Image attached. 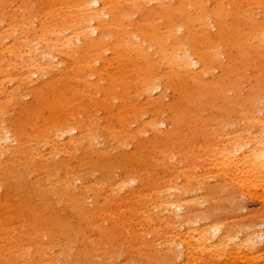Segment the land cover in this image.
I'll list each match as a JSON object with an SVG mask.
<instances>
[{
  "label": "bare ground",
  "instance_id": "obj_1",
  "mask_svg": "<svg viewBox=\"0 0 264 264\" xmlns=\"http://www.w3.org/2000/svg\"><path fill=\"white\" fill-rule=\"evenodd\" d=\"M263 70L264 0H0V264L253 252L246 227L200 225L264 179Z\"/></svg>",
  "mask_w": 264,
  "mask_h": 264
},
{
  "label": "rangeland",
  "instance_id": "obj_2",
  "mask_svg": "<svg viewBox=\"0 0 264 264\" xmlns=\"http://www.w3.org/2000/svg\"><path fill=\"white\" fill-rule=\"evenodd\" d=\"M37 1L30 0V2L37 3V5L40 4V6H44L45 3H47V2H49L51 0H37ZM241 29H242L243 33H248L249 32L248 26L245 23H242ZM248 58H249L250 64H251L250 68L256 70L257 71L256 75H259V73L261 71L260 70V66H259V62H260L259 58L257 56H255V55H253V54H250ZM251 74H252V72H248V71L246 72L245 78L243 79V85L240 87L239 90H237V89H233L231 91L228 90V93H229L228 97L229 98H236L240 94H242V95L245 94V91L247 90L248 85H249V80L246 79V78L249 77ZM263 74H264V70H263ZM34 80H35V84H36L37 78H34ZM11 85H14V84L8 85L7 89L9 91H11L10 89L12 87L14 88V86H15V85L14 86H11ZM161 92L162 91H159V90L153 92L152 93L153 95H151V98L157 100L159 95L161 94ZM67 94H68L67 97L70 98L71 97L70 93L67 92ZM21 95H22V93H21ZM24 95H22V97ZM30 96L32 97V95H30ZM22 97L20 99H18V100H13L14 96L10 97V99L13 100V101H11L12 102L11 104L13 106L11 105L9 110H8V116L6 117L7 120H6V118H2V124L3 125L1 124V127L3 129H8L11 126L14 125L12 121L14 120V118L17 115L16 112H17V109L19 108L20 104L21 105H29V106L34 104V101H33L32 98L29 99V97H25V96L23 98ZM161 99H162L163 103L169 101L168 97L165 98V100L163 98H161ZM219 99H220V96L218 94H213L212 95L213 104L219 105ZM16 101H17V104H15ZM19 101H20V104H18ZM142 101H144V100H142ZM125 112H128L130 117H131L132 112H130L129 110L124 111L123 107H121L118 102H115L114 103V117L111 118V122L114 123V124L117 123V119L121 118L122 115H125V117L128 118L127 114ZM9 114H13L12 116H14V117H12V116L10 117ZM93 114L98 115L99 118H104L105 111H104L103 108H100L99 112L93 111ZM133 120H135V119L133 118ZM144 120L148 121V117H145ZM8 122H9V124H8ZM6 124H8L9 127ZM132 127H134L135 129L137 128L135 124H133ZM164 127L165 126H163V125L160 126V129H161L160 131L161 132L162 131L163 132L167 131V128L165 127V129H164ZM234 129H235V127H234ZM189 134L191 136V133H189ZM73 135H75V134L67 135V136L65 135L62 138V140L59 139V142L60 141L61 142H66L68 140L66 138H69L70 136L72 137ZM223 135H224V131H222L220 133L219 137L221 138ZM144 136H145L144 137L145 139H150V134H145ZM95 143H96V146L98 148H101L102 144L104 143V139L103 138L102 139H98L97 141H95ZM202 143H203V140L199 139L197 144L200 146ZM99 145H101V146L99 147ZM6 146L9 147L10 149L11 148H15L16 143H11V144H8ZM61 154H65V156H68L67 152H65V151H63ZM65 156L62 155V156H59V157H60V159H63ZM57 159H59V158H57ZM5 160H6V158L4 157L3 161H5ZM119 174L117 172L116 176L119 175ZM161 174L164 175L165 177L167 176V178L171 177V173L170 172H166V171L163 172L162 171ZM210 182L212 183L213 181L211 180ZM177 185L178 186H182L183 185V181L179 180ZM254 185H256V186H253L250 189H246V192H247L246 195H244V196L243 195H239L236 200H234L232 203L227 204L226 211H223L222 213L218 212L217 215L212 216L211 218H209V220L206 219L204 222H201L200 226L210 225V224H221V225H224L226 227L227 225L229 226V225L239 224L241 226L246 227L247 231L250 234L255 236L253 238V241L255 242V245H256L257 248L255 250H253V252L250 251V250L249 251H245V252H239V251H235L236 248L231 247L225 258H223V259L215 258L214 260H211L210 258H206L203 264H264V238H263V240H260L261 234L264 235V179L262 180L261 175L256 177V182L254 183ZM90 197L91 196H89V198ZM2 200H3V198H2ZM116 202L117 201L115 200L114 203L116 204ZM92 205H93V202L90 200L89 206L91 207ZM235 207H237V208L233 209ZM105 225L107 226L106 228L109 227V224L108 225L105 224ZM200 226H195V227L198 228ZM180 232H181V234H185L186 233L184 227H183V229H181ZM238 237H240L241 239H245L244 235H241V234H239ZM179 249H180L179 251L183 252L182 255H184V256L181 255L180 257L179 256L174 257V260L171 261L169 264H178V260L179 259H180L179 260V264H190L189 263V258L186 259V257H185V250H182L181 248H179ZM122 252L123 251H121V253ZM121 256H119V258H118V263L119 264H122L125 261L123 256L122 257ZM185 260L187 262H185ZM193 261H195L194 264H199L198 263V258L196 256H195V259H193ZM125 264H132V263L130 261H128Z\"/></svg>",
  "mask_w": 264,
  "mask_h": 264
}]
</instances>
